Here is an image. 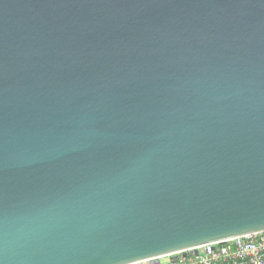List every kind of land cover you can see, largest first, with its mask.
I'll use <instances>...</instances> for the list:
<instances>
[{"label": "water", "instance_id": "1", "mask_svg": "<svg viewBox=\"0 0 264 264\" xmlns=\"http://www.w3.org/2000/svg\"><path fill=\"white\" fill-rule=\"evenodd\" d=\"M260 231L264 0H0V264Z\"/></svg>", "mask_w": 264, "mask_h": 264}, {"label": "built area", "instance_id": "2", "mask_svg": "<svg viewBox=\"0 0 264 264\" xmlns=\"http://www.w3.org/2000/svg\"><path fill=\"white\" fill-rule=\"evenodd\" d=\"M210 251L199 247V254L178 253L161 257L157 264H264V231L214 243ZM138 264H152L144 261Z\"/></svg>", "mask_w": 264, "mask_h": 264}]
</instances>
